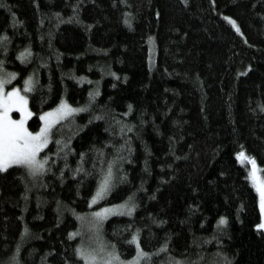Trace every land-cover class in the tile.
Returning <instances> with one entry per match:
<instances>
[{"label": "trees", "instance_id": "16d2710c", "mask_svg": "<svg viewBox=\"0 0 264 264\" xmlns=\"http://www.w3.org/2000/svg\"><path fill=\"white\" fill-rule=\"evenodd\" d=\"M4 34L10 87L35 81L33 131L62 98L88 108L53 127L51 171H0V264H84L78 247L99 244L130 259L134 233L154 264H264L259 194L237 156L264 175V0H0ZM129 196L131 215L92 227Z\"/></svg>", "mask_w": 264, "mask_h": 264}, {"label": "snow or ice", "instance_id": "6c2138e0", "mask_svg": "<svg viewBox=\"0 0 264 264\" xmlns=\"http://www.w3.org/2000/svg\"><path fill=\"white\" fill-rule=\"evenodd\" d=\"M185 3H187V0H185ZM73 7H76V5H73ZM56 15L59 16L60 13H56ZM227 19L235 25V21L231 17ZM17 23H22V21H17ZM126 23H130V21H126ZM237 31H239V28H237ZM3 40H7V34L0 35V41ZM30 55L31 49L25 48L19 54V57L24 61ZM17 75L18 73L16 72L7 71L3 67V62L0 61V171L8 169L12 165L23 166L33 178H36L38 174H43L45 170L51 171L47 166L49 157L47 155L41 156V149L45 148L53 138V126L59 121H65L69 118L74 119V114L85 111L88 108V104L76 107L62 98L56 107L39 113V118L42 123L39 124L37 130L33 131L28 125V120L33 115V112L28 104L29 97L25 93L34 90L35 81L32 76H28L23 81V90L19 86L7 87ZM77 79L83 80L86 77H77ZM94 95L92 92L89 93L90 97H94ZM128 107L131 110L132 106L129 105ZM13 109H16L20 113L18 119L13 118L11 115ZM96 118L100 117L97 116ZM124 130L125 126L121 125V133ZM129 130H131L130 127ZM128 139L130 140L131 138ZM56 142L57 144L61 143L62 138ZM126 144L127 150L130 152L132 150L131 145L127 141L125 144H120L116 150L119 152L125 149ZM65 155L67 154L65 153ZM81 156H83V153H81ZM237 156L243 157V159L251 163L248 178L259 194V207L261 212L260 223L256 224L255 227L257 229H264V175L261 174L254 157L247 156L243 150L237 153ZM117 159L122 158L116 157L108 161L107 169L103 171L102 179L99 180L95 194L92 196L93 202L102 199L112 189L115 182L113 165ZM67 166L65 164V167ZM79 171L83 172L84 169L80 168ZM131 200L132 197L129 196L128 200L120 204L98 208L91 214L93 217V226H99L114 211H126L127 214L131 215L135 207L134 204L130 203ZM226 222L227 217L225 216H221L218 220V224H224ZM28 231L29 229L25 226L24 232L27 233ZM137 232H139V229H137ZM132 241L136 244V253L130 259L122 258V255L114 245L111 249H107L103 244H99L96 248H86L81 245L78 247L77 255L83 258L84 264H154L152 253L146 252L141 247L136 233L132 235ZM161 247L162 249H166L167 244ZM161 264H164V262H161ZM168 264H185V262L181 259L171 258ZM228 264H230V261Z\"/></svg>", "mask_w": 264, "mask_h": 264}, {"label": "rangeland", "instance_id": "374dc122", "mask_svg": "<svg viewBox=\"0 0 264 264\" xmlns=\"http://www.w3.org/2000/svg\"><path fill=\"white\" fill-rule=\"evenodd\" d=\"M14 79H15V78H13V79L11 80V83L14 81ZM11 83L8 84L7 87H10V86H11ZM22 90H23V89H22ZM25 94H27V92H26ZM15 113H17V117L14 116ZM11 115L13 116V118H17V119H18L19 116H20V113H19L16 109H13L12 112H11ZM59 122H60V121H59ZM54 126H55V125H54ZM54 126H53V127H54ZM43 149H44V148H43ZM43 149H41V151H42ZM248 165L251 167V163H250V162L248 163ZM12 166H13V165H12ZM125 213H127V212H126V211H123V212H115V211H114V212H112L111 214H109V215L107 216V218H109V217H111V216H113V215L125 214ZM107 218H106V219H107ZM106 219H104V220H106ZM88 222H89V221H88V218H87V219L84 221V227H86L87 231H89V224H90V223H88ZM90 225H91V224H90ZM91 226H92V225H91ZM92 227L95 229V227H97V226H92Z\"/></svg>", "mask_w": 264, "mask_h": 264}]
</instances>
